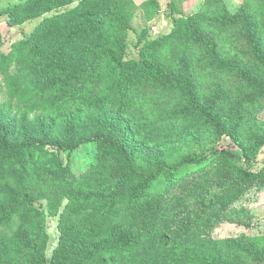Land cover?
I'll use <instances>...</instances> for the list:
<instances>
[{"label": "trees", "instance_id": "trees-1", "mask_svg": "<svg viewBox=\"0 0 264 264\" xmlns=\"http://www.w3.org/2000/svg\"><path fill=\"white\" fill-rule=\"evenodd\" d=\"M75 1L25 0L8 8L17 24L45 17L31 39L34 56L28 61L23 57L22 76L8 74L15 57L3 51L0 31V72L7 75L8 88V100L0 103V226L11 231L0 236V264H124L139 255L142 242L130 224H103L113 212L146 209L155 217L164 216L176 189L208 183L216 174L221 182L246 189L264 180V161L258 166L260 151L248 149L240 139L242 115L235 123L225 121L217 112L218 99L206 104L203 90L196 88L198 67L193 71L175 67L182 55L192 61L191 54L203 52L206 60L213 58L212 64H193L205 70L219 65L227 74H238L253 88L249 107L261 104L264 0H245L237 15L224 7L218 25H209L201 14L183 17L179 1L172 0V14L181 16L174 18V32L187 37V42H180L174 53L172 36L150 39L144 29L137 59L126 58L138 10L134 0H81L60 12ZM140 8L149 22L162 10L159 0H147ZM78 42L84 51L68 56L65 48ZM239 48L243 58L237 54ZM167 55L174 59L167 60ZM89 56L94 60L89 66L72 62ZM30 66L36 68L33 75ZM253 69L256 76L250 74ZM70 81L80 85L78 93L68 91ZM168 90L187 94L183 113L195 117L214 138L210 149L186 153L176 146L173 152L168 139L151 143L134 133L123 116L128 102L151 91L174 95ZM225 138L240 151L223 145ZM91 143L98 144V163L78 175L73 160L66 161L62 155ZM85 166L82 162L78 168ZM66 197L60 244L48 260L46 211L37 203L47 200L54 207V200ZM84 207L97 213L84 217L80 213ZM206 212L205 207L202 213ZM159 245L167 251L170 238L162 236ZM240 249L246 262L264 264V237L246 240ZM181 257L185 255L178 260ZM203 264L228 263L217 257Z\"/></svg>", "mask_w": 264, "mask_h": 264}, {"label": "rangeland", "instance_id": "rangeland-1", "mask_svg": "<svg viewBox=\"0 0 264 264\" xmlns=\"http://www.w3.org/2000/svg\"><path fill=\"white\" fill-rule=\"evenodd\" d=\"M81 0H76L71 6L60 10L66 11L76 7ZM138 6L136 15L131 23V30L127 39V59H137L140 56L144 42L140 43L139 37L144 29L149 30V38L155 39L162 36H172L171 44L174 53L179 50L180 42L186 43L187 37H179L175 34L174 18L169 7L172 0H159L162 6L160 14L149 22L140 6L147 0H134ZM183 11V17L199 15L206 19L209 25H218L219 18L224 15V7L232 15L241 12L245 0H177ZM25 0H0V31L5 44L3 51L13 53L15 61L8 70L9 75L22 76L23 57L26 61L33 55L30 48L34 32L43 22L42 18L27 21L23 24L14 22L13 16L8 13V8L19 5ZM232 32H230V35ZM219 40H224L220 37ZM24 51L22 45L28 43ZM17 45V49L14 47ZM226 48V47H224ZM69 55L79 54L84 51L81 43L65 48ZM229 47L227 48V50ZM193 52V51H192ZM32 53V54H31ZM209 54V53H208ZM237 54L243 58V50L239 48ZM176 63V68L183 71H196V88L203 90V99L209 104L217 98V112L230 124L235 123V118L242 115L240 124V139L250 150L260 151L259 165L264 161V101L254 107H249L247 101L253 94V88L239 77L238 74H227V69L214 65L212 70H205L203 66L193 64L202 62L209 66L213 58L203 52L193 53L190 59L185 55ZM174 59V57L172 56ZM171 56L166 57L172 60ZM89 56L85 60L77 58L72 62L83 67L93 63ZM228 61V60H227ZM188 65V66H186ZM29 74L36 72L34 66H30ZM256 76L255 69L250 71ZM186 80V77H185ZM167 89L169 86L166 87ZM68 91L78 93L80 85L69 82ZM174 95L158 92H149L146 96L133 97L125 106L123 116L134 128V133L151 143L157 141H171L172 151L179 146L184 152L201 153L204 149H210L215 143L214 138L208 136V132L195 117L185 115L183 110L187 105V94L183 91L168 90ZM218 95V96H217ZM8 100L7 75L0 72V103ZM198 139V142L195 141ZM226 147L232 151L240 150L224 139ZM99 147L97 143L84 144L79 149L68 155L63 153L66 161L74 162L78 175L85 173L88 168L98 163ZM86 166L78 168L80 163ZM69 203V198L62 201L54 200V207L47 200L37 203L44 205L46 211V228L50 240L47 248V259H52L57 250L61 236V223L63 213ZM206 207L207 212L202 213ZM58 210L54 215V210ZM168 211L164 216L155 217L151 210L137 209L136 211L120 210L113 212L110 217L104 219L103 224L115 223L126 226L130 224L140 236L142 246L139 255L124 260V264H203L205 260H215L222 257L228 264H250L246 262L244 252L240 245L246 240L264 237V180L259 181L253 187L246 189L238 183H223L219 175L211 177L208 183H190L185 187L176 189L172 195ZM105 212L102 211L101 214ZM80 213L84 217H91L97 213L90 208H82ZM106 220V221H105ZM101 224H98L100 228ZM6 227L0 226V236L10 233ZM85 233V229H83ZM168 236L171 241L167 251L161 250L159 239ZM179 250L181 253L175 251ZM185 255V258L179 256Z\"/></svg>", "mask_w": 264, "mask_h": 264}]
</instances>
